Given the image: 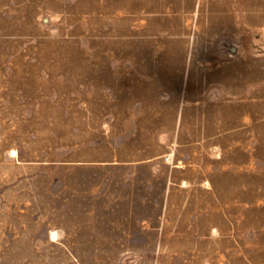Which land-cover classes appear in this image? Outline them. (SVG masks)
I'll use <instances>...</instances> for the list:
<instances>
[{"label":"rangeland","instance_id":"rangeland-1","mask_svg":"<svg viewBox=\"0 0 264 264\" xmlns=\"http://www.w3.org/2000/svg\"><path fill=\"white\" fill-rule=\"evenodd\" d=\"M105 45V0H0V264H150L105 261L118 258L105 243L141 239L105 230V190L133 189L116 161L155 151L176 107L150 100L134 71L119 83V64L145 55ZM257 146L238 213L245 264L264 258V139Z\"/></svg>","mask_w":264,"mask_h":264},{"label":"crops","instance_id":"crops-1","mask_svg":"<svg viewBox=\"0 0 264 264\" xmlns=\"http://www.w3.org/2000/svg\"><path fill=\"white\" fill-rule=\"evenodd\" d=\"M106 43L105 54L145 55L119 64V83L134 71L176 111L155 151L116 161L133 189L105 190V230L141 239L105 243L118 256L105 261L245 264L238 213L264 139V0H105Z\"/></svg>","mask_w":264,"mask_h":264},{"label":"bare ground","instance_id":"bare-ground-1","mask_svg":"<svg viewBox=\"0 0 264 264\" xmlns=\"http://www.w3.org/2000/svg\"><path fill=\"white\" fill-rule=\"evenodd\" d=\"M10 155L13 156V157H17L18 156V151L16 149H12L10 151ZM59 237H58V232L56 230H52L50 232V239L52 240H57Z\"/></svg>","mask_w":264,"mask_h":264}]
</instances>
